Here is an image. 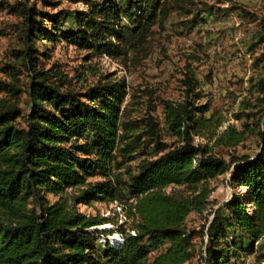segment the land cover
Masks as SVG:
<instances>
[{"label": "trees", "instance_id": "16d2710c", "mask_svg": "<svg viewBox=\"0 0 264 264\" xmlns=\"http://www.w3.org/2000/svg\"><path fill=\"white\" fill-rule=\"evenodd\" d=\"M29 1L11 8L23 18L27 48L16 53V64L1 70L7 79L0 80V264H229L237 253L220 244L226 229L248 239L253 253L264 237V49L255 60L260 72L249 79V98L235 114L241 128L228 125L219 132L225 119L215 112L207 116L210 105L197 104L198 84L190 77L181 101L161 100L166 129L175 139L168 144L154 104L148 100L144 107L125 79L107 75L80 87L84 73L70 77L56 64L40 65L35 47L65 40L125 58L145 49L154 27L163 29L174 5L185 0H66L88 8L53 15L30 8ZM65 15L74 18L76 30L61 31ZM257 21L264 43V18ZM251 137L258 139L254 156L227 160L216 151L235 149ZM227 173L237 191L214 211L199 260L187 220L208 210L212 181ZM94 178L101 180L89 181ZM78 188L77 196L67 195ZM49 196L56 201L50 203ZM130 198L134 234L122 230V247L107 242L99 253L90 229L111 220L81 213L77 205H122Z\"/></svg>", "mask_w": 264, "mask_h": 264}, {"label": "rangeland", "instance_id": "374dc122", "mask_svg": "<svg viewBox=\"0 0 264 264\" xmlns=\"http://www.w3.org/2000/svg\"><path fill=\"white\" fill-rule=\"evenodd\" d=\"M21 1L24 0H0V80L7 79L2 68L10 63L16 64V53L27 48L24 32L21 30L23 18L14 14L11 9ZM28 5L49 15L61 11L74 13L88 8L85 3L73 4L66 0H30ZM174 6L176 10L172 11L165 27H154V34L144 46L145 49L133 51L125 58L114 59L60 40L54 44L47 43V46L41 42L36 43L35 48L40 52V65L49 68L56 64L70 77L84 73L86 82L79 83L83 88L107 75L113 79H125L130 93L139 97L138 101L144 107L148 100L154 104V114L168 144L175 142V139L166 129L161 100L181 101L188 89L185 81L190 77L198 84L197 104L210 105L207 116L215 112L225 119L219 132L224 131L228 125L241 128L242 121H237L235 114L239 112L243 99L249 98V79L260 72V69L255 68V60L261 55L264 43L259 39L260 27L257 20L264 18V0H185ZM122 22L126 23L125 19ZM49 23L47 18L45 25L50 30L52 26ZM60 27L61 31H70L76 30L77 25L73 17L65 15ZM87 56H90L89 60ZM19 63L21 64L20 61ZM27 75L24 71L22 82L25 90L29 85ZM28 102V96L24 94L22 107L25 113L29 110ZM257 150L258 139L251 137L235 149L220 148L216 151L231 160L234 156H254ZM138 163L136 161L132 165L134 172ZM229 174L212 181L215 191L210 197L208 210L202 215L193 213L187 220L188 231L194 233L199 260L208 243V227L214 211L237 191L228 182ZM100 180L94 178L89 181ZM170 190L169 188L168 192ZM80 192L81 188L68 190L67 195L73 198ZM48 200L54 203L56 198L49 196ZM133 204L134 200L130 198L129 204L124 201L122 205L119 202L99 201L77 205L81 213L111 220L109 224L90 229L92 235H95L99 253L103 252L107 242L112 249H120L125 240L122 230L134 234V231L129 230L136 217ZM110 230L113 235L101 233ZM220 244L232 246L231 252L238 254L231 253L229 264H264V237L256 244L253 253L247 251L250 241L231 229H226V236Z\"/></svg>", "mask_w": 264, "mask_h": 264}, {"label": "built area", "instance_id": "2783aa9c", "mask_svg": "<svg viewBox=\"0 0 264 264\" xmlns=\"http://www.w3.org/2000/svg\"><path fill=\"white\" fill-rule=\"evenodd\" d=\"M196 142H203V139L196 137ZM228 176H230V174Z\"/></svg>", "mask_w": 264, "mask_h": 264}, {"label": "water", "instance_id": "95a60500", "mask_svg": "<svg viewBox=\"0 0 264 264\" xmlns=\"http://www.w3.org/2000/svg\"><path fill=\"white\" fill-rule=\"evenodd\" d=\"M98 229V228H97Z\"/></svg>", "mask_w": 264, "mask_h": 264}]
</instances>
